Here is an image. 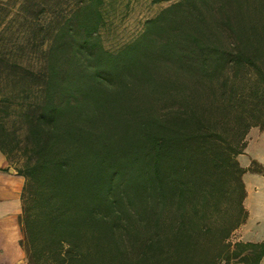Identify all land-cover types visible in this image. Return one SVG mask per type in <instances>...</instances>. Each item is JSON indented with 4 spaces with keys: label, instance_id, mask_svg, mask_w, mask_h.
<instances>
[{
    "label": "trees",
    "instance_id": "obj_1",
    "mask_svg": "<svg viewBox=\"0 0 264 264\" xmlns=\"http://www.w3.org/2000/svg\"><path fill=\"white\" fill-rule=\"evenodd\" d=\"M103 4L0 0L19 98L13 125L0 98V150L21 157L28 263L259 264L264 239L230 237L242 175L264 176L237 160L264 128V0H177L115 52Z\"/></svg>",
    "mask_w": 264,
    "mask_h": 264
},
{
    "label": "crops",
    "instance_id": "obj_2",
    "mask_svg": "<svg viewBox=\"0 0 264 264\" xmlns=\"http://www.w3.org/2000/svg\"><path fill=\"white\" fill-rule=\"evenodd\" d=\"M241 158H245L244 162ZM237 160L244 168H248L252 161L264 166V128L249 129L246 146L243 153L237 156ZM9 169L12 168L0 150V264H29L20 243L23 237L20 217L24 178L15 169L13 172ZM242 180L246 191L243 206L247 211V218L233 233L236 234V240L259 242L264 239V230L260 231L258 221L251 224L249 220L255 209L264 215V176L246 171ZM259 264H264V256Z\"/></svg>",
    "mask_w": 264,
    "mask_h": 264
},
{
    "label": "rangeland",
    "instance_id": "obj_3",
    "mask_svg": "<svg viewBox=\"0 0 264 264\" xmlns=\"http://www.w3.org/2000/svg\"><path fill=\"white\" fill-rule=\"evenodd\" d=\"M177 0H163L153 2V0H104L102 12L104 24L100 28V36L104 47L110 51H117L125 44L133 40L142 30L144 21L155 16L162 8ZM18 85L12 83L8 78L0 81V98L9 97L11 100V114L8 120L9 125H13V119L17 118L18 107L16 102ZM19 124V123H18ZM17 124V126H18ZM22 132L21 129H19ZM244 162L245 158L240 159ZM8 165L15 169L19 166L21 157L7 159ZM257 225L264 230V215L256 209L251 213L249 223ZM262 232V231H261ZM231 241L236 240V234L230 237Z\"/></svg>",
    "mask_w": 264,
    "mask_h": 264
},
{
    "label": "water",
    "instance_id": "obj_4",
    "mask_svg": "<svg viewBox=\"0 0 264 264\" xmlns=\"http://www.w3.org/2000/svg\"><path fill=\"white\" fill-rule=\"evenodd\" d=\"M10 172H13V169H9Z\"/></svg>",
    "mask_w": 264,
    "mask_h": 264
}]
</instances>
